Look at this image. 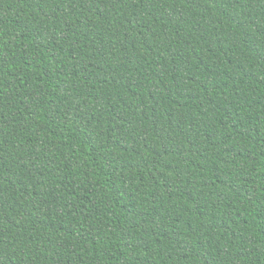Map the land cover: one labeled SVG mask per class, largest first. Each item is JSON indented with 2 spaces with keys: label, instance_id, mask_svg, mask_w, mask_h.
<instances>
[{
  "label": "trees",
  "instance_id": "16d2710c",
  "mask_svg": "<svg viewBox=\"0 0 264 264\" xmlns=\"http://www.w3.org/2000/svg\"><path fill=\"white\" fill-rule=\"evenodd\" d=\"M0 264H264V0H0Z\"/></svg>",
  "mask_w": 264,
  "mask_h": 264
}]
</instances>
